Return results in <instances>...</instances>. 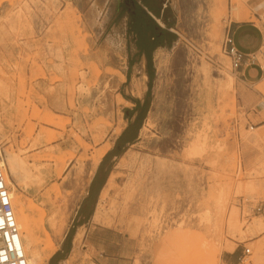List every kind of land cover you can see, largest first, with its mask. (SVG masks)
I'll return each instance as SVG.
<instances>
[{
  "label": "rangeland",
  "instance_id": "obj_1",
  "mask_svg": "<svg viewBox=\"0 0 264 264\" xmlns=\"http://www.w3.org/2000/svg\"><path fill=\"white\" fill-rule=\"evenodd\" d=\"M254 1L0 0V156L43 264H91L95 225L130 264H264V39L257 83L223 49Z\"/></svg>",
  "mask_w": 264,
  "mask_h": 264
},
{
  "label": "crops",
  "instance_id": "obj_2",
  "mask_svg": "<svg viewBox=\"0 0 264 264\" xmlns=\"http://www.w3.org/2000/svg\"><path fill=\"white\" fill-rule=\"evenodd\" d=\"M254 3L259 7L264 3V0H255ZM260 11H263L261 7ZM252 14L258 22H261V16L258 12ZM156 16L158 22L165 23L162 12L157 13ZM235 16V20L231 21L228 29L235 47L245 55H254L256 57V60L252 63L241 64L237 67V74L243 80L257 83L263 76L257 53L260 51L264 39V23H260V26H257L253 22H240L238 20L244 17L239 14ZM82 243L85 247L84 252L89 253L91 264H130L132 251L129 238L120 231L109 227L88 226L83 233ZM229 254L228 263L239 264L240 256L238 252H229Z\"/></svg>",
  "mask_w": 264,
  "mask_h": 264
},
{
  "label": "built area",
  "instance_id": "obj_3",
  "mask_svg": "<svg viewBox=\"0 0 264 264\" xmlns=\"http://www.w3.org/2000/svg\"><path fill=\"white\" fill-rule=\"evenodd\" d=\"M264 35V26H263ZM223 49L230 58L233 67L241 64L252 63L256 60L254 55L241 53L234 45L232 36L227 32L223 40ZM257 211L260 207L256 208ZM249 253L244 248L242 254ZM243 256L240 261L242 262ZM0 264H28L25 256L20 231L16 224L11 206L10 190L6 183V171L4 162L0 156Z\"/></svg>",
  "mask_w": 264,
  "mask_h": 264
},
{
  "label": "bare ground",
  "instance_id": "obj_4",
  "mask_svg": "<svg viewBox=\"0 0 264 264\" xmlns=\"http://www.w3.org/2000/svg\"><path fill=\"white\" fill-rule=\"evenodd\" d=\"M236 17V16H235ZM149 126V125H148ZM147 129V128H146ZM194 146V145H192ZM107 148V147H106ZM105 148V149H106ZM97 154V153H96ZM103 154V152H102ZM102 154H99L100 156ZM197 154V153H195ZM14 155V154H13ZM98 156V155H97ZM99 156V158H100ZM98 158V159H99ZM9 161L11 163H16L15 161V156H10L9 157ZM97 162V160H96ZM22 163V162H21ZM17 164V163H16ZM12 166V165H11ZM9 178V177H8ZM7 178L6 180V183L7 181L9 180ZM112 185V184H111ZM110 186V185H108ZM109 189V188H108ZM106 193V191L104 192V194ZM103 194V195H104ZM10 197L13 199L12 201V209L14 210L15 206L18 205L19 208H17L16 210L13 211L14 213V217H15V220H16V224L18 226V228L20 229V237H21V241H22V247H23V250H24V253H25V256L27 258V262L28 264H43L42 262V258H41V254L40 252L37 250V240L35 239L34 237V233H33V229L31 227V222L29 220V218L25 215V213L23 212V209L22 207L20 206V203L18 202L19 200L13 196V193L10 192ZM42 214V213H41ZM40 214V215H41ZM43 216V214H42ZM44 217V216H43ZM42 218V217H41ZM44 219V218H42ZM54 220V219H53ZM53 220H51V223L50 224H53ZM50 221V220H49ZM42 224V223H41ZM43 226V225H42ZM52 226V225H51ZM52 227H55V225H53ZM53 230V229H52ZM79 237V236H78ZM77 239V238H76ZM50 240V239H49ZM51 243V241H49ZM48 242V243H49ZM48 245V244H47ZM53 245V243H52ZM55 248V247H54ZM51 250V249H50ZM49 250V251H50ZM42 253V252H41ZM48 254V252L46 253ZM45 258V257H44Z\"/></svg>",
  "mask_w": 264,
  "mask_h": 264
}]
</instances>
